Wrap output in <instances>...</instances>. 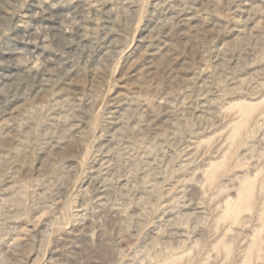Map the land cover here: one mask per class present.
<instances>
[{
  "label": "rangeland",
  "instance_id": "1",
  "mask_svg": "<svg viewBox=\"0 0 264 264\" xmlns=\"http://www.w3.org/2000/svg\"><path fill=\"white\" fill-rule=\"evenodd\" d=\"M0 264H264V0H0Z\"/></svg>",
  "mask_w": 264,
  "mask_h": 264
}]
</instances>
